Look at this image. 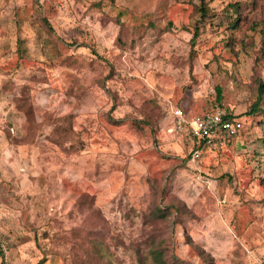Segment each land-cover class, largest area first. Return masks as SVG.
<instances>
[{"label":"rangeland","instance_id":"1","mask_svg":"<svg viewBox=\"0 0 264 264\" xmlns=\"http://www.w3.org/2000/svg\"><path fill=\"white\" fill-rule=\"evenodd\" d=\"M205 2L240 4L238 28L192 42L199 0H0V264H103L93 243L110 264H264V118L244 115L264 0ZM176 108L243 128L198 149Z\"/></svg>","mask_w":264,"mask_h":264},{"label":"trees","instance_id":"2","mask_svg":"<svg viewBox=\"0 0 264 264\" xmlns=\"http://www.w3.org/2000/svg\"><path fill=\"white\" fill-rule=\"evenodd\" d=\"M200 3L197 6L196 9V22L193 25V36H192V42L195 41L200 34V29L205 26L206 23H211L214 21V19H217L219 16L225 14L227 17V26L228 29L230 30H236L238 28V25L240 23V10L241 6L238 3H232L227 5V8L225 13L221 14H216L215 12H212L209 7L207 6V3L205 0H199ZM46 24L45 26L50 29L48 23L44 21ZM51 30V29H50ZM232 49V44H227ZM216 102L219 106L223 105V92L220 87H216ZM216 110H213L211 112H206V113H214ZM226 114V113H225ZM245 116H261L264 118V83H262L260 80L256 82V88H255V95H254V100L252 104L249 106L248 110L244 113ZM225 119L233 121L238 120L234 118L231 114H226ZM242 125H241V130H242ZM189 135L188 133H186ZM190 136V135H189ZM194 141V146L195 143H200L199 146L196 148L200 149L203 144V142L198 141L196 138H191ZM164 211H169L173 212L176 214H181L185 215L186 214V209L184 206L175 204V203H170L165 209L158 208L157 209V215L162 216L164 214ZM177 216V215H176ZM94 247V253L97 259L100 260L101 263L103 264H110V260H108L107 253L104 252L103 248L100 246L99 243H93ZM201 263L202 264H213L211 257L206 254L203 250L197 249L196 250ZM152 254L155 256L156 260L159 261L157 262L158 264H164L162 261V252L159 250L153 251ZM0 257H3L1 247H0ZM178 263V262H177Z\"/></svg>","mask_w":264,"mask_h":264},{"label":"built area","instance_id":"3","mask_svg":"<svg viewBox=\"0 0 264 264\" xmlns=\"http://www.w3.org/2000/svg\"><path fill=\"white\" fill-rule=\"evenodd\" d=\"M172 114L177 131L189 133L209 149L231 144L241 131V122L225 119V112L220 110L188 118L182 108H176ZM194 156L197 158L198 153Z\"/></svg>","mask_w":264,"mask_h":264}]
</instances>
